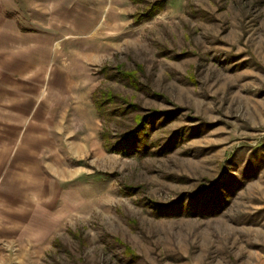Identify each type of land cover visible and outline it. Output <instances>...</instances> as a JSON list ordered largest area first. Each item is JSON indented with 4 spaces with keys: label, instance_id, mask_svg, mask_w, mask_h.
Segmentation results:
<instances>
[{
    "label": "rangeland",
    "instance_id": "1",
    "mask_svg": "<svg viewBox=\"0 0 264 264\" xmlns=\"http://www.w3.org/2000/svg\"><path fill=\"white\" fill-rule=\"evenodd\" d=\"M159 2L0 0L64 78L33 113L38 196L0 203V264H264V0ZM136 115L145 150L108 151Z\"/></svg>",
    "mask_w": 264,
    "mask_h": 264
},
{
    "label": "crops",
    "instance_id": "2",
    "mask_svg": "<svg viewBox=\"0 0 264 264\" xmlns=\"http://www.w3.org/2000/svg\"><path fill=\"white\" fill-rule=\"evenodd\" d=\"M2 23L7 30L0 29V203L10 205L21 197L38 196L40 160L50 147L33 113L58 96L48 91L51 76L56 75L62 87L64 78L50 62L52 46L46 33L43 37L23 32L7 17ZM51 148L55 150L53 144ZM0 215L9 216L3 211Z\"/></svg>",
    "mask_w": 264,
    "mask_h": 264
},
{
    "label": "trees",
    "instance_id": "3",
    "mask_svg": "<svg viewBox=\"0 0 264 264\" xmlns=\"http://www.w3.org/2000/svg\"><path fill=\"white\" fill-rule=\"evenodd\" d=\"M134 1V0H133ZM158 4L155 3L152 5L151 10L154 11L155 6ZM161 4L158 8L164 6V0H161L159 2ZM131 75V74H130ZM93 99L95 103V107L97 111L103 116L104 115V108L105 105L109 104L110 102H113L115 95L110 94V92H103L101 96L96 95V93H93ZM122 111H126L123 109ZM100 115V116H101ZM116 115V113H112L111 116ZM106 116V115H105ZM136 123L131 128L121 132L119 137H116L117 139L112 141L111 140V134L108 131H103L101 134V137L104 142L105 148L110 151H118L124 154H131V151L136 150H145L147 138H148V123L146 122V117L136 115L135 116ZM140 142V143H138ZM144 143V146L142 144Z\"/></svg>",
    "mask_w": 264,
    "mask_h": 264
}]
</instances>
